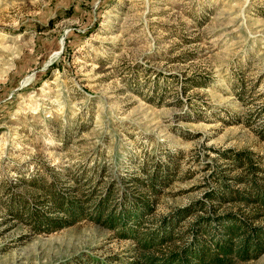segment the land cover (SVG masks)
Returning a JSON list of instances; mask_svg holds the SVG:
<instances>
[{
  "label": "rangeland",
  "instance_id": "374dc122",
  "mask_svg": "<svg viewBox=\"0 0 264 264\" xmlns=\"http://www.w3.org/2000/svg\"><path fill=\"white\" fill-rule=\"evenodd\" d=\"M240 151L264 157V0H0V264L164 261L210 214L166 241L178 209L258 211L206 198ZM110 186L117 210L150 203L129 223L150 247L89 218L36 231L19 200L56 217L54 194Z\"/></svg>",
  "mask_w": 264,
  "mask_h": 264
},
{
  "label": "trees",
  "instance_id": "16d2710c",
  "mask_svg": "<svg viewBox=\"0 0 264 264\" xmlns=\"http://www.w3.org/2000/svg\"><path fill=\"white\" fill-rule=\"evenodd\" d=\"M247 120L242 122L247 123ZM226 158L229 159L230 169L239 170L232 177L235 184L228 182V176L224 175L223 171L221 174L217 173L215 180L218 186L210 189L206 198L217 201L219 202L217 204L220 205L239 202L246 207L254 206L258 209L255 215L248 217L233 210H228L220 215L217 206L213 205L208 211L207 203L203 200L194 201L190 206L178 209L175 212V219L167 222L165 219V223L161 226L165 232L164 240L169 241L173 239L174 230L179 223L192 214L191 208L207 211L208 214L210 213L208 216H198L187 227V231L191 235L189 243L178 246V249L175 252H170L164 261H157L160 259L146 256V264H237L240 261L256 259L264 254V220L255 224L256 220L264 218V157L254 155L251 151H240L239 155L235 157L230 155ZM158 179L157 175L154 177L151 175L152 191L158 190L157 185L160 184ZM162 182V184H167L164 180ZM74 195L73 192L67 197L54 194L51 199L52 204L59 212L63 213L62 216L56 217L33 212L27 207L25 200H19L22 202L21 208L34 224L36 231L49 232L62 229L89 218L107 228L119 230L121 236L134 238L144 247H150L156 240L141 236L138 229L134 225H130V220L138 223L144 210L150 207L146 198L139 196L137 197L139 201L136 199L129 207L125 206L117 210L109 205L110 199L115 196L111 186L93 204L91 197L82 198ZM87 195L89 194L86 193ZM88 206H91L93 211H90V214H85V208ZM249 218H252V221ZM218 229L221 231V236L215 238L211 233Z\"/></svg>",
  "mask_w": 264,
  "mask_h": 264
}]
</instances>
